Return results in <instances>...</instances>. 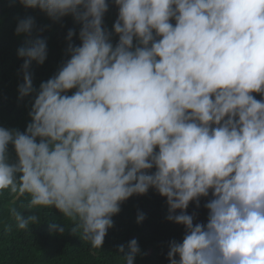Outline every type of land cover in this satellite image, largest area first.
Instances as JSON below:
<instances>
[{
    "label": "clouds",
    "instance_id": "obj_1",
    "mask_svg": "<svg viewBox=\"0 0 264 264\" xmlns=\"http://www.w3.org/2000/svg\"><path fill=\"white\" fill-rule=\"evenodd\" d=\"M19 2L82 26L36 89L29 68L47 59L44 29L18 19L17 35L37 32L17 52L19 98L34 101L25 131L0 127V192L55 208L99 249L121 204L152 188L185 228L168 242L169 264H264V99L253 95L264 97V0H113V31L107 0ZM210 193L207 222L194 223L189 204ZM9 212L21 230L40 222ZM140 251L136 239L118 246L125 264Z\"/></svg>",
    "mask_w": 264,
    "mask_h": 264
},
{
    "label": "trees",
    "instance_id": "obj_2",
    "mask_svg": "<svg viewBox=\"0 0 264 264\" xmlns=\"http://www.w3.org/2000/svg\"><path fill=\"white\" fill-rule=\"evenodd\" d=\"M109 10L104 17V25L113 31V24L118 18V7L113 0H107ZM31 16L36 28H43L39 33L47 45V59L43 65L35 61L30 65L33 87L38 89L41 82L47 81L59 70L66 55L68 31L74 30L71 43L79 45L81 24L72 16L53 22L46 13L38 8H25L19 0H0V127L16 128L25 131L31 118L28 113L34 101V94L19 98L18 86L23 83L20 67L24 58L17 55L18 49L26 45L28 39L37 38L34 29L32 37L15 32L18 19ZM118 35L113 33L112 42H118ZM69 95L71 92L68 93ZM257 100L264 99L253 93ZM9 158L15 159V152L9 145ZM153 169L152 171H154ZM211 199H200L199 208L195 202L189 204L188 214L196 213L194 223L207 222L208 210L204 204ZM29 197L11 194L9 190L0 192V264H125V253L118 252V246L136 239L140 253L134 264H169L167 259L168 242L172 239L181 241L185 228L166 219L168 205L166 198L150 188L144 195H133L121 204V211L113 216L114 226L108 230L102 248H92L81 238V233H71L73 223L65 219L55 208L28 209ZM15 207L25 218L35 212L40 217L38 224L29 225L26 230L17 227L9 209ZM142 212L145 219L137 223L136 217ZM180 210L176 211L179 214ZM64 224V234L50 231V225ZM127 252V248H125Z\"/></svg>",
    "mask_w": 264,
    "mask_h": 264
}]
</instances>
